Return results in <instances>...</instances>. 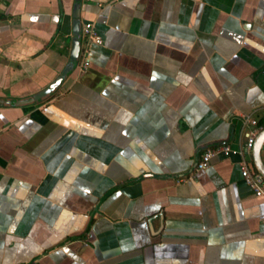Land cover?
I'll return each mask as SVG.
<instances>
[{
    "label": "crops",
    "instance_id": "1",
    "mask_svg": "<svg viewBox=\"0 0 264 264\" xmlns=\"http://www.w3.org/2000/svg\"><path fill=\"white\" fill-rule=\"evenodd\" d=\"M74 4L101 38L82 72ZM242 114L264 120V0H0V264H264Z\"/></svg>",
    "mask_w": 264,
    "mask_h": 264
},
{
    "label": "built area",
    "instance_id": "2",
    "mask_svg": "<svg viewBox=\"0 0 264 264\" xmlns=\"http://www.w3.org/2000/svg\"><path fill=\"white\" fill-rule=\"evenodd\" d=\"M80 45L75 69L77 72H82L89 63V50L91 45L100 44L101 38L94 30L92 23L86 22L80 28ZM241 126L245 127L244 144L236 150L240 159L238 162L241 178L246 186H248L255 196L264 197V179L257 173L248 162L246 156L249 154L255 136L264 128V120L258 122L250 114L240 115ZM231 152L228 144H217L204 148L198 155L193 165V171L203 170L208 167L210 160L214 156L226 157ZM260 152L264 160V140L260 146ZM179 181L184 178H179Z\"/></svg>",
    "mask_w": 264,
    "mask_h": 264
},
{
    "label": "water",
    "instance_id": "3",
    "mask_svg": "<svg viewBox=\"0 0 264 264\" xmlns=\"http://www.w3.org/2000/svg\"><path fill=\"white\" fill-rule=\"evenodd\" d=\"M72 34L74 35V39L71 43V50L69 53V63L70 65L73 64L77 60L78 52H79V36H80V24L77 17V4L73 6L72 12ZM62 76L55 79L51 82L48 86H46L41 92L34 94L33 96L27 98V100H15V104H25L31 103L33 101L42 98L49 93H51L61 82ZM7 101V100H6ZM264 140V128L260 130L257 135L255 136L252 148H251V156H252V168L261 175L264 179V162L261 158L260 154V146L262 141ZM251 166V164H250Z\"/></svg>",
    "mask_w": 264,
    "mask_h": 264
}]
</instances>
